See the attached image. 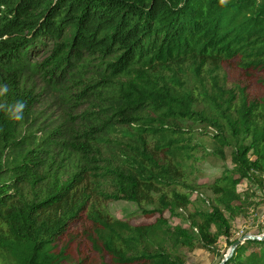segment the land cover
I'll use <instances>...</instances> for the list:
<instances>
[{
  "label": "trees",
  "instance_id": "obj_1",
  "mask_svg": "<svg viewBox=\"0 0 264 264\" xmlns=\"http://www.w3.org/2000/svg\"><path fill=\"white\" fill-rule=\"evenodd\" d=\"M224 66L264 93V0H0V264H187L181 250L238 242L226 213L243 216L251 187L264 191V99L221 85ZM37 78L90 93L96 117L37 137ZM17 101L23 117L10 119ZM184 122L233 165L197 186L211 196L188 229L145 208L192 206L182 169L204 148ZM118 202L146 221L116 218ZM221 263L264 264V242Z\"/></svg>",
  "mask_w": 264,
  "mask_h": 264
},
{
  "label": "rangeland",
  "instance_id": "obj_2",
  "mask_svg": "<svg viewBox=\"0 0 264 264\" xmlns=\"http://www.w3.org/2000/svg\"><path fill=\"white\" fill-rule=\"evenodd\" d=\"M219 77L221 85L231 90L243 88L252 96L257 94L264 99V93L260 88L251 83L250 80L248 81L246 76L235 66L222 67ZM190 79L193 80V77ZM29 88L38 96L34 119H30V123L39 138L43 137L45 130L53 131L61 128L62 133L79 131L88 125L92 118L96 117L94 114L98 111L97 103L90 93L86 92L83 96H79V92L74 95H66L59 91L58 87L44 83L41 78H37L29 84ZM180 125L183 129L191 131L193 141L191 144H199L204 148L198 149L200 152L182 169L185 174L183 179L189 186L192 206L187 210L177 212L176 215H173L175 204L169 200L161 201V204L155 202L152 206H145V208H158L161 205L164 218L168 221L170 228L179 226L188 229L190 226L189 213L194 209H207V205L204 204L200 194L207 197L211 196L209 190L206 188L198 189L197 186L203 185L204 182L209 181L217 174L230 172L233 170V165L229 151H225V159L221 158L213 137L199 131L202 127L188 122ZM244 188L240 187V190ZM251 189L253 192H257L259 198H253L245 205L243 216L232 218L230 214L226 213V217L230 219L233 227L230 241H239L246 235H264V191H257L253 187ZM109 209L116 218L132 217L130 220L133 224L146 221L138 214L139 207L129 202L109 204ZM230 250L228 242L222 239L217 245L215 254L197 249L194 251L181 250V255L184 256L187 264H222L223 257L225 258Z\"/></svg>",
  "mask_w": 264,
  "mask_h": 264
},
{
  "label": "clouds",
  "instance_id": "obj_3",
  "mask_svg": "<svg viewBox=\"0 0 264 264\" xmlns=\"http://www.w3.org/2000/svg\"><path fill=\"white\" fill-rule=\"evenodd\" d=\"M8 91L7 85L0 86V94L6 93ZM25 104L22 101H17L15 104L9 105L6 111L10 119H22L23 109Z\"/></svg>",
  "mask_w": 264,
  "mask_h": 264
},
{
  "label": "water",
  "instance_id": "obj_4",
  "mask_svg": "<svg viewBox=\"0 0 264 264\" xmlns=\"http://www.w3.org/2000/svg\"><path fill=\"white\" fill-rule=\"evenodd\" d=\"M245 240H253L256 242H264V235L262 236H251V235H246L244 236L241 240H239L238 242H236L232 247L231 250L229 252V254L225 257V260L229 259L235 252L236 247L241 243L244 242ZM224 263V262H223Z\"/></svg>",
  "mask_w": 264,
  "mask_h": 264
}]
</instances>
